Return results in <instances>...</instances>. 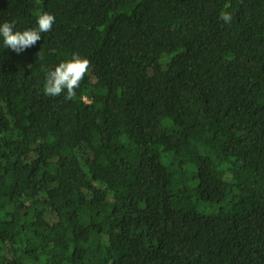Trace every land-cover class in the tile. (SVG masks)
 <instances>
[{
    "label": "trees",
    "instance_id": "trees-1",
    "mask_svg": "<svg viewBox=\"0 0 264 264\" xmlns=\"http://www.w3.org/2000/svg\"><path fill=\"white\" fill-rule=\"evenodd\" d=\"M44 12L0 37V264H264V0H0Z\"/></svg>",
    "mask_w": 264,
    "mask_h": 264
},
{
    "label": "clouds",
    "instance_id": "clouds-1",
    "mask_svg": "<svg viewBox=\"0 0 264 264\" xmlns=\"http://www.w3.org/2000/svg\"><path fill=\"white\" fill-rule=\"evenodd\" d=\"M220 18L226 23H230L232 14L224 12ZM54 23L55 16L48 12L38 16L36 28H28L23 31L15 30V21H4L0 23V37L3 39L4 48H9L20 54L36 45L41 40V34L50 32ZM90 67L91 63L88 59L73 54L70 60L60 62L54 69L47 71L43 86L44 94L57 97L66 90V99L75 98L76 89L89 73Z\"/></svg>",
    "mask_w": 264,
    "mask_h": 264
}]
</instances>
